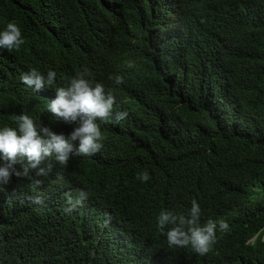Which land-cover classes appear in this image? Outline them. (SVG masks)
Returning a JSON list of instances; mask_svg holds the SVG:
<instances>
[{"label":"trees","instance_id":"1","mask_svg":"<svg viewBox=\"0 0 264 264\" xmlns=\"http://www.w3.org/2000/svg\"><path fill=\"white\" fill-rule=\"evenodd\" d=\"M10 20L24 43L0 49V125L24 113L67 136L75 125L47 100L85 69L127 116L101 123L94 156L4 186L0 264H264V0H0V28ZM33 68L54 85L22 83ZM145 170L143 185L117 187ZM67 175L85 216L64 210ZM193 200L202 224L228 225L202 256L170 248L155 222Z\"/></svg>","mask_w":264,"mask_h":264},{"label":"clouds","instance_id":"2","mask_svg":"<svg viewBox=\"0 0 264 264\" xmlns=\"http://www.w3.org/2000/svg\"><path fill=\"white\" fill-rule=\"evenodd\" d=\"M24 43L20 26L10 20L0 28V49L18 50ZM131 67V65H129ZM87 69L70 78L67 86L55 87V97L47 100L46 111L68 124H74L72 131L65 136L56 133L50 127L42 125L31 115L19 114L13 117L14 126L0 125V191L4 190L13 176H28L35 172L37 176L47 175L50 168L42 167L45 161L53 160L66 165L72 158H89L103 147L104 135L101 123L111 120L118 123L127 116L126 111H115L116 97L105 91V86L88 78ZM57 73L48 70L46 73L36 68L23 73L22 83L39 91L50 88L56 81ZM109 79H112L109 76ZM115 83L119 84L117 77ZM19 165V169L17 168ZM78 168L77 165L69 166ZM139 180L116 183L122 190H131L139 184L150 180L147 170L141 172ZM39 184V181H37ZM61 191L69 194L66 198L67 215L85 216L86 210L77 208L87 199V193L81 190L76 178L67 175L60 183ZM47 195L56 199L57 191L50 190ZM149 194H147V197ZM34 203L42 204L40 194ZM94 210L90 209L93 214ZM156 227L165 235L168 246L190 247L198 254L209 252L216 241V231L226 229L228 225L221 221L219 225L212 219L201 223V207L196 200L185 214L174 213L170 209H161L155 218ZM116 224L111 223L110 228Z\"/></svg>","mask_w":264,"mask_h":264}]
</instances>
